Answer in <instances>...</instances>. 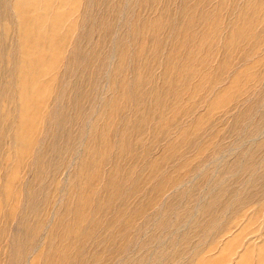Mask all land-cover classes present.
Instances as JSON below:
<instances>
[{
	"label": "rangeland",
	"instance_id": "374dc122",
	"mask_svg": "<svg viewBox=\"0 0 264 264\" xmlns=\"http://www.w3.org/2000/svg\"><path fill=\"white\" fill-rule=\"evenodd\" d=\"M261 248L264 0H0V264Z\"/></svg>",
	"mask_w": 264,
	"mask_h": 264
},
{
	"label": "bare ground",
	"instance_id": "6f19581e",
	"mask_svg": "<svg viewBox=\"0 0 264 264\" xmlns=\"http://www.w3.org/2000/svg\"><path fill=\"white\" fill-rule=\"evenodd\" d=\"M230 248H232L231 246L229 247V250ZM260 256H259V259L257 261V264H264V248H261L260 249Z\"/></svg>",
	"mask_w": 264,
	"mask_h": 264
}]
</instances>
